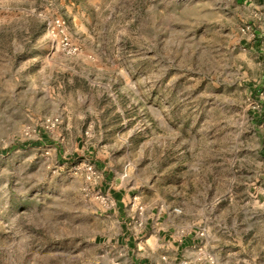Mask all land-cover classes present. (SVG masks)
<instances>
[{"label": "rangeland", "instance_id": "obj_1", "mask_svg": "<svg viewBox=\"0 0 264 264\" xmlns=\"http://www.w3.org/2000/svg\"><path fill=\"white\" fill-rule=\"evenodd\" d=\"M250 3L0 0V264H94L104 162L198 232L203 264H264V8Z\"/></svg>", "mask_w": 264, "mask_h": 264}, {"label": "crops", "instance_id": "obj_2", "mask_svg": "<svg viewBox=\"0 0 264 264\" xmlns=\"http://www.w3.org/2000/svg\"><path fill=\"white\" fill-rule=\"evenodd\" d=\"M251 1L264 8V0ZM99 190L113 199L104 209L107 220L94 232L91 245L98 250L94 264H203L198 232L183 222L164 201L148 202L117 188L106 162Z\"/></svg>", "mask_w": 264, "mask_h": 264}, {"label": "built area", "instance_id": "obj_3", "mask_svg": "<svg viewBox=\"0 0 264 264\" xmlns=\"http://www.w3.org/2000/svg\"><path fill=\"white\" fill-rule=\"evenodd\" d=\"M50 34L56 43V47L68 57H73L80 52V48L76 43H73L66 33V26L63 19L56 17L49 23ZM87 178L96 177L97 172L93 165H86ZM99 200L104 205L110 207L114 204L112 198L107 195H100Z\"/></svg>", "mask_w": 264, "mask_h": 264}, {"label": "trees", "instance_id": "obj_4", "mask_svg": "<svg viewBox=\"0 0 264 264\" xmlns=\"http://www.w3.org/2000/svg\"><path fill=\"white\" fill-rule=\"evenodd\" d=\"M33 144H37V142H33ZM23 146L25 145V144H22Z\"/></svg>", "mask_w": 264, "mask_h": 264}]
</instances>
